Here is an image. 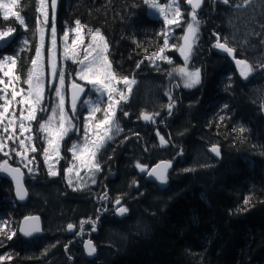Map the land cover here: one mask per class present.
<instances>
[{
    "label": "trees",
    "instance_id": "trees-1",
    "mask_svg": "<svg viewBox=\"0 0 264 264\" xmlns=\"http://www.w3.org/2000/svg\"><path fill=\"white\" fill-rule=\"evenodd\" d=\"M183 1L180 0L182 4ZM216 2L218 0L204 3L197 13L201 36L203 30H211L206 33L210 36L213 30L221 28L220 18L211 15L212 11H220L221 5ZM145 7L143 0H60L54 18L50 17L49 28L52 34L55 25L57 38L65 26H72L77 20L83 28L100 29L109 45L108 58L117 75L128 77L137 61L158 52L163 44L162 23L148 17ZM184 8L181 7L183 11L188 10ZM36 9L37 0H20L14 8L25 20L24 30L15 33L27 43L13 56L16 59L13 74L20 75L21 79L26 78L36 49ZM9 26L17 28L12 19H0V30ZM15 41L16 38H12L11 44H5L0 52L11 53ZM234 57L249 64L238 51ZM251 64L253 71L258 72L257 80L250 83L248 76L244 84L235 73L224 81L222 69L225 66L217 57L207 62L202 72V87L198 88L202 90L200 93L180 89L172 96L175 112L170 121L157 128L166 141L163 148L154 134L153 139L147 141L146 128L126 132L125 139L133 147L132 152L123 155L121 162L118 156L116 159L114 145L111 147L101 166L107 178L99 176L98 188L77 196L69 192L59 194V201L51 205L43 201L48 205L49 214L42 203L31 207V214L38 215L41 220L39 237L22 239L15 232L13 238L7 240L0 235L4 240L0 255L11 257L0 260V264H98L83 257L80 241L66 232V226L69 223L85 225L89 230L88 221L96 220L102 228L126 234L116 224H123L125 228L127 214L119 219L112 218L111 222L107 220L101 214V205L95 202L99 192L107 195L108 199L104 200L108 201L120 197L129 215L137 212L138 221L147 225L158 253L169 264L184 263L201 250L209 249L215 254L209 259L210 264L232 263L248 245L250 228H264V62ZM143 65L137 73H150ZM241 127L246 131L240 132ZM211 146L218 147V160L206 153ZM202 152L210 162L192 169L194 154ZM157 161L171 164L166 186L163 189L154 186L147 196L131 191V183L125 182L124 173L133 170V163L148 167ZM115 183L119 184L115 186ZM245 200H249L248 204ZM20 206L13 203L11 184L0 176V219L13 212L18 223L26 215ZM102 228L99 225V231ZM245 264H264V253L247 257Z\"/></svg>",
    "mask_w": 264,
    "mask_h": 264
},
{
    "label": "rangeland",
    "instance_id": "rangeland-1",
    "mask_svg": "<svg viewBox=\"0 0 264 264\" xmlns=\"http://www.w3.org/2000/svg\"><path fill=\"white\" fill-rule=\"evenodd\" d=\"M185 1L186 0H184L182 4L180 0H176V4H179L181 9V7H185H183ZM203 1L205 0H202V2ZM214 1L216 0H206L207 3H214ZM2 2L8 4L10 0H2ZM156 2L161 6H167L172 3V0H156ZM216 3L221 5L220 11L219 13L216 11H212L211 15L213 17L217 16L218 19L220 18L221 28L220 30H218V32L223 36V40H227L228 44L233 46L239 53L244 55L248 59L249 65L253 66L251 62H264V0H230L229 4H225L223 0H218V2ZM145 6L146 15L153 19H159L164 30L165 18L163 16H160L157 10L150 9L147 7V5ZM212 7L213 4L211 8ZM167 10L168 9L166 7V11ZM188 10L183 11L181 9V24L183 25L182 27H176L175 25L169 26L170 45L183 44V40L181 39V37L185 33L186 24L188 22H191V18L189 15L190 10ZM3 16L4 10L0 9L1 20H4ZM46 16L47 20L45 19ZM9 19L13 20V23L17 27L16 30H24V26L20 25L16 17L12 16L10 13ZM49 20L50 11L48 8V0H45L42 11L37 12L36 10L35 19L36 47L39 46L41 48V56L38 60L37 66L32 65L30 62L28 72L29 70H35L37 67H39L44 88V100L42 101V104L48 110L46 112L37 113L38 117L41 118L39 119V122L24 119V124L26 125V127H29L31 131L25 132L23 135L20 134L19 130L20 110H25L24 116L26 117L29 104H21L19 103V101L21 100V98H28L29 86L28 84L24 83V80L28 78V72L25 79H20L22 82L14 81L13 84L9 85V81H13V78L15 76L13 74V65L11 61L4 60V56L6 54H2V52H0V61H2V63H0V80L4 81L3 84H0V96H6L8 100H11V92L13 90V87L17 91H19L20 89L24 90L20 93V95L16 97V101H13L9 105V113L5 114V119L0 122V138L5 139L6 141V147L3 150H0V164L3 161L8 160L10 166L21 167L23 175L26 179H28L24 183V187L27 192V199L21 205L22 208H24L26 211V213H23L26 214L24 216L36 215L31 214V207H34V204L36 206H41V203L42 208L46 209V213L49 214V209H47L46 207L48 205H51L52 202L59 201V194L60 196H62L66 192H69L77 196L79 193H86L89 190L98 188L97 181L99 176H101L102 179L107 178V172L102 173L101 171H99L95 174L96 183L93 184L86 170L82 168L81 162L75 160L73 158L72 152L69 151L73 144L82 145L84 143L85 117H88L89 115V106L99 105L101 108L100 112L95 113V118L89 117L87 121L89 140L97 139V136L95 135L97 132H100L102 134L103 129H96L95 125L100 119L103 118V110L108 106V99L106 95H98L92 85H88L85 81L77 79V73L83 67L79 63V60L83 59L85 55L84 48L91 41L90 30L81 27V31L79 35H77V33L73 31L77 28V25L74 22L72 26L64 27L62 35L58 38L56 37V43L55 45H53L52 34L50 32L48 23ZM198 29H201L200 23L198 25ZM66 32L68 33L67 37H65ZM14 36L16 37L15 44L11 48L12 52L8 53L7 55H17L18 51L25 44V40L21 38L20 34H17V32L14 33L11 38L7 39L6 42H0V51H3V47L5 44H11L12 38ZM73 39H77L76 45L72 44ZM163 39L164 37L162 38V41ZM81 40L84 41L83 44L79 42ZM199 41H201V39L198 32V39L193 45L192 53L189 57V70L197 69V58L194 61L193 59L197 55L196 44ZM49 49H53L52 64L58 68H62L65 72V84L62 86V98L65 113L72 120L74 126L73 130L69 132L63 140L58 141L60 158H57L56 154L53 152L52 147L49 146L46 142L45 137H47L48 133L40 131L38 126L39 123L45 122L48 116L53 114V108L57 110V114L55 117L57 123L59 120V105L61 97L56 96L55 87L60 85L58 78H53L51 75V68L48 63ZM105 55L108 56V52L105 53ZM164 55L172 60L173 63L169 64L168 62L159 58H154V63L149 62L147 59H142L144 69L151 72L145 74L141 72L138 74V69L135 68L132 72V75L128 76L130 79H135L136 83L132 85L133 90L130 94L127 95V99L125 101H121L120 105L116 109V115L118 118L117 123L119 124V127L122 129V131L117 134L115 128H112V132L110 133V135L113 136V139L107 141L98 154V159L101 166L103 165V160L106 156L107 149H111V147L115 145V139H119L121 134L125 132V127H130V124H133L132 126H134V128H150L153 126L154 136L157 137V139L158 137L160 138V136L157 135V128L161 123L170 121L172 118V114L175 112L174 105L171 114H169L167 107V105L169 104V95H166V93L170 94V91L175 93L178 89H181L183 91H191L198 87V85H196L191 88H185L183 86V80L181 79V77L173 72L174 67L179 68L185 66L184 60L177 48H167ZM33 58H36V49ZM6 72L8 73L7 76L5 75ZM169 72H173L172 76L168 75ZM257 73V70H255L249 74L250 83L257 80ZM223 78L224 81H228L230 79L229 76H223ZM73 84H79L84 88V92H82L81 97L76 101L77 111L75 114H73L71 105H69L67 101V89ZM115 86L118 89H123L125 92H127L125 86L122 83H117ZM194 92L195 91H193V93ZM114 98L119 99V95L114 94ZM85 101H87L88 103H84ZM4 103L5 101L3 99H0V111L3 110L2 106L4 105ZM125 111L129 115L125 116ZM141 112L149 115H154L155 122H145L144 120L140 119ZM13 114L15 116L16 123L15 125L9 126V131L5 133L3 129L5 126L9 125V119L12 118ZM9 135L13 136L14 139L7 140V137ZM30 135L33 136L35 144L40 149L38 152L33 153L30 151L32 145H28L29 151L26 153L27 157H35V160L33 161L32 173H28V169L23 167L22 164L18 163L20 158L15 155V152H11L9 156L4 155V153L8 152L11 148H18L20 140H25V142L28 143L27 137ZM120 145L121 142L119 143V146ZM43 147H49L51 158L48 160L47 164H45L42 155ZM20 150L23 151L22 149ZM194 156V162L191 167L192 169L210 162V159L205 152H202L199 155L194 154ZM84 159H87V156H85ZM70 163L76 165V167L80 169L79 177L76 176L75 170L69 175L73 180V185H75L77 180H80L81 184L83 185L82 190L73 191L72 187H70L67 183L64 169L68 167ZM136 164L137 163H133L132 167H135ZM49 167H53V169L58 171L59 174L56 176H50L48 174ZM117 184L119 183H115V186ZM102 195L103 193L99 192L98 197H103ZM43 201H45L48 205H46ZM112 201L99 198L95 200L96 203L101 205L99 209L102 210L101 214L107 217V220L115 218L113 217V215L108 217V211L111 208L110 204ZM13 203L16 205L14 200ZM103 203L107 204L105 208L102 207ZM126 216V220L124 221L126 225L125 228H122L123 224L118 223L116 225L117 227H121V231H126L125 233L127 235L124 234V232H114L111 230H107L106 227L102 228V225L100 223L99 225L102 229H100L99 231V225L98 222H96V230L93 232V235L96 242L98 243L99 251H97L96 257L92 260H95L98 264H169L167 259L158 253L155 242L150 237L149 231L147 230V225H142L138 221L137 217L139 215L137 214V212H132L131 215L127 213ZM134 219H136L135 222H133ZM69 224L73 225V238H78L75 237L78 234L81 238V233L85 230L78 228V225H74L72 223ZM128 224L131 225L128 227ZM16 225L17 222L13 217V212L7 213L3 219H0V227L4 228L5 232L8 234L16 232ZM48 225H50V222L48 223ZM91 230L92 225L88 231ZM36 240H38V238H36ZM78 245L81 246V243L79 242ZM262 253H264V228L261 226H252L248 233V245L243 251H240L237 254L233 262L230 264H245L247 257H255L256 255ZM214 255L215 254L212 249L201 250L195 257H191L186 262L181 264H210L209 259H212Z\"/></svg>",
    "mask_w": 264,
    "mask_h": 264
},
{
    "label": "snow or ice",
    "instance_id": "snow-or-ice-1",
    "mask_svg": "<svg viewBox=\"0 0 264 264\" xmlns=\"http://www.w3.org/2000/svg\"><path fill=\"white\" fill-rule=\"evenodd\" d=\"M56 2L57 0H51V10L52 15L54 18L55 15V9H56ZM225 4H229L230 0H223ZM20 3V0H10L8 4H5L0 0V9L4 10V21L9 20V13L12 16H15L20 25L25 26V20L21 17L19 12H14L13 8L16 7ZM143 3L147 5L150 9H155L159 12L160 16H163L164 19V25L165 28L163 30V44L159 47L158 52H153L152 55L145 57L149 62L154 63V58H159L161 60H164L168 62L169 64H172L173 61L170 60L166 55H164L165 50L169 47L177 48L179 51L181 57L184 60L185 66L173 68V72L178 74L181 79L183 80V86L185 88H191L196 85H199L201 83V69H195V70H189L188 64H189V57L192 53L193 45L195 44L196 40L198 39V25L200 23L198 16H197V9L201 6V0H187V3L191 5V12L189 13L191 22H188L186 24V29L184 35L181 37L183 40L182 45H170L169 43V26L175 25L176 27H182L181 24V9L179 4H176V0H172V3L167 6H161L156 2V0H143ZM37 12L42 11L43 6L45 4V0H37ZM136 5H133L135 7ZM167 7V11H166ZM171 17V18H169ZM47 20V16L45 17ZM39 23V19H38ZM77 28L74 29L79 35L81 31V22L79 20L75 21ZM86 27V26H84ZM16 29L14 27L9 26L7 30H0V42H6L7 39L11 38L13 34L15 33ZM52 43L55 45L56 43V29L55 25L52 26ZM91 34V41L87 44V46L84 48V57L83 59L79 60V63L83 66L79 72L77 73V79L83 80L88 85H92L96 93L98 95H106L108 99V106L103 110L104 115L103 118L100 119L95 127L96 129H103L102 134L100 132H97L95 135L97 136V139L89 140V131H88V119L89 117L95 118V113L100 112L101 108L99 105H90L89 106V115L88 117H85V126H84V143L82 145L73 144L72 147L69 149L70 152H72L73 158L75 160H78L81 162V166L83 169L86 170L87 174L89 175L91 182L94 184L96 183L95 180V174L99 171H101V164L98 159V154L100 153L101 149L104 147L105 143L111 139H113V136L110 135L112 132V128L114 127L116 130V133L118 134L122 129L119 127V124L117 123V115H116V109L120 105L121 101H125L127 99V95L130 94L133 90L132 85L136 83L135 79H130L129 77H120L117 75L115 69L113 68L109 58L105 53L108 52L109 45L105 40V37L101 34L100 29H95L94 31L90 30ZM68 33H65V37H67ZM159 35V34H158ZM214 35H216L214 33ZM81 44L84 43L83 40L79 41ZM135 42V41H134ZM26 44L27 41H24ZM72 44H77V39L72 40ZM213 47L220 50L223 53H226L228 57H233L235 49L231 46H229L227 40H224L223 42L220 41V38H217V41L213 44ZM52 54L53 49L48 50V63L51 68V75L53 78H58L59 85L55 87V93L57 97H61L60 105H59V120L58 123L55 119L57 110L55 108L52 109V115L48 116L47 120L45 122L39 123V130L43 132H47L48 135L45 137L46 142L49 146L52 147L53 152L56 154L57 158L59 157V144L58 141L63 140L69 132L73 130V123L72 120L68 117V115L65 113L64 104H63V92H62V86L65 84V72L62 68H58L55 65L52 64ZM75 54V53H74ZM41 56V48L38 46L36 47V58H33L31 60V64L34 66L38 65V60ZM4 60L11 61L12 65L15 66L16 59L11 55H5ZM2 63V61H0ZM143 61H137L136 62V68L139 69ZM235 64L237 68L239 69L240 76L243 78H247L249 74L253 71L252 67L243 59H236ZM155 66V65H154ZM173 72H169L168 75L172 76ZM5 75L7 76L8 73L6 72ZM21 79L20 75H15L13 78V81H9V85L13 84L14 81H19ZM4 81L0 80V84H3ZM24 83L28 84V98H21L19 103L24 104L28 103L29 107L27 109V116H24V109L20 110V123H19V130L20 134L23 135L25 132L31 131L29 127H26L24 124V119H27L29 121H38L41 119L38 117V112H46L48 109L42 104V101L44 100V88H43V82L41 78V72L39 67H37L35 70H29L28 72V78L24 80ZM117 83H122L127 92H125L123 89H118L115 85ZM72 87L76 89L77 93L84 92V88L81 87L79 84H73ZM23 89H20L19 91L15 90L13 87V90L11 92V100H8L6 96H0V99H3L5 101L3 107V110L0 111V122H2L5 119V114L9 113V105L16 101V97L20 95L21 92H23ZM114 94L119 95V99L114 98ZM169 95V104L167 105L169 114H171L172 108L174 107L173 101L174 97ZM77 95H73L72 97V104L71 108L73 111V114L77 111ZM30 101V102H29ZM84 103H88L85 101ZM227 107V106H225ZM124 115H129L126 111L124 112ZM140 119L144 120L145 122H155L154 115H149L144 112H141ZM223 119V118H221ZM16 119L13 114L12 118L9 119V125L5 126L3 131L7 133L9 131V126L15 125ZM240 132L246 131L243 127L239 129ZM157 135L160 136V133L157 132ZM14 137L9 135L7 137V140H13ZM239 139V137H237ZM28 143L25 142V140L19 141V147L18 148H11L8 152H5V156H9L11 152H15V155L20 158L18 163L22 164L23 167L28 169V173L33 172V161L35 160V157H27L26 153L29 151L28 145L31 144L30 151L33 153L38 152L40 149L35 144L33 136L27 137ZM160 144L161 146H164L166 144L165 139L161 136L160 137ZM6 147V141L3 138H0V150H3ZM22 149L23 151H21ZM210 151L217 156L220 155L219 149L217 146H212L210 148ZM45 164L48 163V160L51 158L49 153V147H43L42 152ZM87 156V159H84V157ZM169 162H163L160 164H157L155 167L151 169V171H147V175L150 178H154L156 181H158L161 185H164L167 183V172L170 168ZM136 167L140 170V172L144 173L146 171V168L142 166L140 163L136 164ZM75 170L76 176H80V169L76 167V165L69 164L68 167L64 169L65 178L67 180V183L70 187H72L73 191L82 190L83 185L81 184L80 180H77L75 185H73V180L71 176L69 175ZM0 172H6L14 181L15 187H16V196L20 200H24L27 192L25 190L24 184L22 182L23 180V173L21 171V167H9V161L5 160L3 164H0ZM48 174L50 176H56L58 175V171L54 170L53 167H49ZM135 184L136 181H133ZM99 199H108L107 195L103 197H98ZM251 199V197L249 198ZM249 200H245V204H248ZM121 204V198L117 197L113 204V210L117 216H123L125 213H127L128 209L123 206H119ZM37 217H27L26 221H33V223H27L24 227H21L19 230L23 232L25 235H32L33 233L41 231L38 224L35 223L37 221ZM92 225V231L96 230V220L88 221ZM68 229L72 230L73 225L69 224ZM0 235H3L7 240H11L13 236L15 235V232L12 234H8L5 232L4 228L0 227ZM4 240L0 239V246H3ZM85 250L89 256H93L96 253V247L91 242L88 241L85 243ZM11 257L8 255H0V260L10 259ZM71 259V257H70Z\"/></svg>",
    "mask_w": 264,
    "mask_h": 264
},
{
    "label": "flooded vegetation",
    "instance_id": "flooded-vegetation-1",
    "mask_svg": "<svg viewBox=\"0 0 264 264\" xmlns=\"http://www.w3.org/2000/svg\"><path fill=\"white\" fill-rule=\"evenodd\" d=\"M206 3V0L202 2V5L200 7V11H201V8L203 7V4ZM184 11H187V10H184ZM189 11V10H188ZM191 12V11H190ZM198 13V11H197ZM202 16V14L200 15V17ZM49 23V21H48ZM211 30H203L202 31V36L201 34L199 33L200 35V39H204L202 41H199L196 45H197V49H196V52H197V55L196 57L193 59V61L197 58L196 62H197V69H201V77H202V72L204 71V67H206L207 65V62L211 61V60H214L216 59V57L223 61V64L225 66V69H222V73H224V75L222 76H229V77H232L233 76V73H234V69L232 68V64L231 62L228 60V58L226 56H221V55H218L216 52H214V47H213V44L217 41V38L219 37L220 38V41L223 42V36L216 30H213L211 33H210V36H207L206 33L210 32ZM201 32V31H200ZM214 33L216 35H214ZM16 37L14 36L13 39H15ZM229 46H231L229 44ZM233 47V46H231ZM234 48V47H233ZM235 49V48H234ZM237 51V49H235L234 51V55H235V52ZM233 55V58H235ZM213 58V59H212ZM207 59V61L204 63L203 61ZM233 69V70H232ZM204 80L201 81V83L198 85V87H196L195 89H193V91H195V93H200L202 90L201 89H198V88H201L202 87V83H203ZM178 91H176L175 93L171 92L170 91V95L173 96L177 93ZM131 126L130 127H125V132L121 134L120 138H116L115 139V145H114V149L116 151V153L118 155H116V159H117V156L119 157V161L122 162V159H123V155H125L127 152H132V146L129 142L126 141L125 139V135H126V132H129L130 130L132 129H135L134 126H132L133 124H130ZM138 130H142L144 128H136ZM146 130H148V134H147V141L149 142L150 140L153 139V131H154V127H150V128H146ZM162 135H160L161 137ZM163 137V136H162ZM158 139L160 140V138L158 137ZM121 142V145L119 146V143ZM164 146H161L160 148H163ZM110 152V149H107L106 151V156H108V153ZM159 162V161H158ZM156 163V162H155ZM154 163V164H155ZM154 164L150 165V166H146V165H142L146 168V171L151 167L153 166ZM146 171L144 173H139L137 171V167L135 166L133 168V170H128L126 171L124 174L125 177H127V180L125 179V182L127 183H131V188H129L131 191H135V192H138V194H141L142 196H147L148 193L150 191H152V189L155 187H157L155 185L154 182L152 181H148L145 179V174H146ZM114 172V171H113ZM109 179H112V176L111 178L109 177ZM123 179L120 180V182L122 181ZM27 181V180H26ZM133 181H136V183L134 184ZM119 182V183H120ZM126 184V183H125ZM132 193V192H131ZM146 194V195H145ZM116 199V198H114ZM112 199V200H114ZM111 200V201H112ZM115 201V200H114ZM114 201L111 202L110 206L111 208L109 209L108 211V217L109 216H112L115 217L114 215V210H113V204H114ZM123 201L121 199V204L120 206H123V207H127L126 205H123L122 204ZM100 205V204H99ZM107 204L106 203H103L102 204V207L105 208ZM128 213V211H127ZM113 219L111 218L110 219V222L112 221ZM78 228H81V229H84L85 231H83L81 233V239L80 237L77 238L78 240L80 239V242H82L83 239H85L86 237H89V240L95 245L96 247V251H99V246H98V243L96 242L95 238H94V231H88L87 229H85V225H81L79 226ZM74 232V229L72 231V233Z\"/></svg>",
    "mask_w": 264,
    "mask_h": 264
},
{
    "label": "water",
    "instance_id": "water-1",
    "mask_svg": "<svg viewBox=\"0 0 264 264\" xmlns=\"http://www.w3.org/2000/svg\"><path fill=\"white\" fill-rule=\"evenodd\" d=\"M59 1H60V0H57V2H56L55 13H56L57 6H58V4H59ZM201 5H202V0H201ZM185 6H186L188 9L191 10V5H189V4L187 3V0L185 1ZM48 7H49L50 14H51V16L53 17V15H52V10H51V0H48ZM200 7H201V6H200ZM196 11L199 12V11H200V8H198ZM54 16H55V15H54ZM214 51H215L218 55L226 56V57L228 58V60L231 62L232 66L234 67V70H235L237 73L239 72V69L237 68V66H236V64H235V60H236L235 58H233V57H228L226 53H223V52H221L220 50H218V49H216V48H214ZM233 55H234V54H233ZM238 77H239V80L241 81V83H244V84H245V83L248 81V77H247V78H243V77L240 76V73L238 74ZM74 94L77 95V97H78L77 100H79V98L81 97L82 92H81V93H77V92H76V89H74V88L72 87V85H71V86L67 89V101H68V104H69V105L72 104V97H73ZM211 147H212V146H211ZM211 147H208V148L206 149V153H207L209 156H211L212 158L218 160V159L220 158V155L217 156L216 154L212 153V152L210 151V148H211ZM163 162H167V161H159V162H156V163H155L153 166H151L147 171H151V169H152L153 167H155L157 164H160V163H163ZM3 163H4V161H3L1 164H3ZM170 165H171V164H170ZM9 167H13V166H10V165H9ZM170 170H171V166H170V168L168 169L167 175H168V173L170 172ZM137 171H138L139 173H142V172H140V170H139L138 168H137ZM147 171H146V174H145V179L148 180V181H152V182H154L155 185L157 186V188H159V189H163V188L165 187V184H164V185H161V184H160L158 181H156L154 178H150V177H148V175H147ZM0 176L3 177V178H5V179L11 184V186H12V197H13L14 202H15L17 205H22V204L26 201V199H27V195H26V197H25L24 200H20V199H18L17 196H16V187H15V183H14V181L12 180V178H11L6 172H0ZM110 178H111V176H110ZM26 180H28V179H26L25 176L23 175V180H22L23 184L25 183ZM115 215H116V214H115ZM27 217H37L38 220L35 221V223L38 224V226L40 227L41 231L36 232V233H33L32 235H25L23 232H21V231L19 230L21 227H24L27 223H33V221H26V218H27ZM116 217H117V218H121L122 216H117V215H116ZM72 231H73V229H72V230H69V229H68V226L66 227V232H67L68 234H71ZM16 234H17L20 238H22V239H31V238L39 237V236L42 234V224H41V220H40V218H39L38 216H36V215H28V216H24V217H22V218L18 221V223H17V225H16ZM88 241H90V240H89V237H86L85 239L82 240V242H81V250H82L83 257H84L85 259H87V260H90V259H93V258L96 257L97 251H96V253H95L93 256H89V255L87 254V252H86V250H85V243L88 242Z\"/></svg>",
    "mask_w": 264,
    "mask_h": 264
},
{
    "label": "bare ground",
    "instance_id": "bare-ground-1",
    "mask_svg": "<svg viewBox=\"0 0 264 264\" xmlns=\"http://www.w3.org/2000/svg\"><path fill=\"white\" fill-rule=\"evenodd\" d=\"M158 116V115H157Z\"/></svg>",
    "mask_w": 264,
    "mask_h": 264
}]
</instances>
